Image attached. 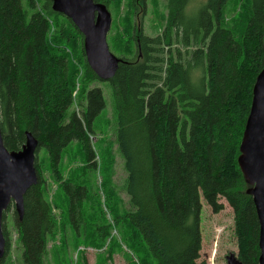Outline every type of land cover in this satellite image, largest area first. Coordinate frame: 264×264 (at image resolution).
I'll list each match as a JSON object with an SVG mask.
<instances>
[{
  "label": "trees",
  "instance_id": "1",
  "mask_svg": "<svg viewBox=\"0 0 264 264\" xmlns=\"http://www.w3.org/2000/svg\"><path fill=\"white\" fill-rule=\"evenodd\" d=\"M95 1L110 5V0ZM191 1L166 0L161 33L136 31L135 49L116 55L122 61L114 76L102 80L86 62L82 34L52 9L50 0H0L3 143L8 150L20 149L26 131L38 140V182L24 194L21 220L12 210L21 264H45L47 238L57 226L44 194L39 149L45 150L65 197L64 224L76 235L87 231L83 202L91 189L72 179L60 184L59 164L63 150L75 141L86 167L97 168L89 137L105 100L100 87L87 88L96 80L111 86L114 142L126 172L128 207L116 213L107 188L106 201L113 227L138 258L128 255L131 264H205L200 260V194L214 213L223 208L220 197L227 201L237 257L258 264L259 223L237 158L252 88L264 65V0H205L190 15ZM232 1L238 4L234 9ZM77 63L83 70L76 93L81 114L72 108ZM11 207L2 223L6 242L0 264H6L10 248L5 217ZM95 213L90 224L102 218L101 211V217ZM111 226L94 228L97 245L111 235ZM116 238L109 240L108 257Z\"/></svg>",
  "mask_w": 264,
  "mask_h": 264
},
{
  "label": "rangeland",
  "instance_id": "2",
  "mask_svg": "<svg viewBox=\"0 0 264 264\" xmlns=\"http://www.w3.org/2000/svg\"><path fill=\"white\" fill-rule=\"evenodd\" d=\"M166 0H145L144 9L141 0H110L108 8L111 12L112 23L107 34V42L110 50L115 55L131 54L135 49L136 31L149 36H156L161 33L165 24L167 9ZM205 0H192L188 6L190 15L195 14L196 9ZM237 3L231 2L229 8L234 9ZM136 7V8H135ZM78 64L76 89L73 91L76 101L75 111L81 114L82 106L78 104L77 90L80 87L79 78L82 75V68ZM100 87L105 107L95 120L94 132L90 134V141L96 151L97 168L91 171L86 167V162L77 142H71L62 152L59 164L60 184L62 181L72 179L76 183H86L91 189L90 197L83 202L84 227L86 232H79L77 235L72 231L64 217L66 213V200L62 190L59 188V181L53 178L48 166V158L44 149H39L37 161L41 165L45 178L44 194L52 207V214L57 226L53 233L47 238V251L45 264H131L130 257L136 262L138 258L131 248L126 246L120 239V232L113 227V213L107 206V193L116 200V213L121 214L128 207V195L123 190L126 172L123 169L122 158L119 155L114 142V114L112 108L111 86L103 81H92L87 88ZM83 104L85 102L83 101ZM91 183V184H90ZM61 187V186H60ZM107 188V190H106ZM93 189V190H92ZM98 199V203L95 201ZM219 202L223 208L214 213L210 206L200 194V230L201 249L200 260L205 264H226L225 256L229 252L237 255V242L234 235L233 211L227 201L220 197ZM95 211L102 218L95 219L91 224L89 220L94 217ZM114 209V206H113ZM13 206L7 211L5 217L6 229L10 239V248L6 253V264H21L19 242L17 232L13 227ZM101 211V213H100ZM88 223V224H87ZM100 224H112L111 235L105 243L96 244L94 228ZM83 229V227H82ZM99 230V229H98ZM121 230V228H120ZM83 231V230H82ZM91 235L90 242L86 241ZM112 236L117 237V244L113 246L110 257L106 252L110 246ZM75 242V243H74ZM66 255V261L62 256Z\"/></svg>",
  "mask_w": 264,
  "mask_h": 264
},
{
  "label": "water",
  "instance_id": "3",
  "mask_svg": "<svg viewBox=\"0 0 264 264\" xmlns=\"http://www.w3.org/2000/svg\"><path fill=\"white\" fill-rule=\"evenodd\" d=\"M51 7L68 17L82 34L83 50L88 66L102 80L112 78L122 59L109 48L107 34L112 23L108 6L95 0H50ZM37 138L25 132V142L18 150H8L0 128V258L5 253L2 223L9 206L21 220L24 194L38 182L35 168ZM237 162L249 185L259 223L258 264H264V65L255 78ZM226 264H244L234 252L226 256Z\"/></svg>",
  "mask_w": 264,
  "mask_h": 264
}]
</instances>
